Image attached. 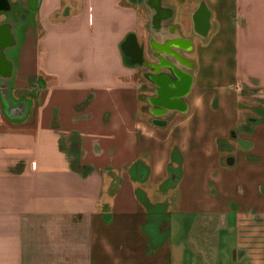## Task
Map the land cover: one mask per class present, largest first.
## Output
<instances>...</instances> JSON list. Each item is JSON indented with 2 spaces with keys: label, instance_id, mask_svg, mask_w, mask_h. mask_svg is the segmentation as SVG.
Wrapping results in <instances>:
<instances>
[{
  "label": "crops",
  "instance_id": "obj_1",
  "mask_svg": "<svg viewBox=\"0 0 264 264\" xmlns=\"http://www.w3.org/2000/svg\"><path fill=\"white\" fill-rule=\"evenodd\" d=\"M247 91L264 0H0V264H264Z\"/></svg>",
  "mask_w": 264,
  "mask_h": 264
},
{
  "label": "rangeland",
  "instance_id": "obj_2",
  "mask_svg": "<svg viewBox=\"0 0 264 264\" xmlns=\"http://www.w3.org/2000/svg\"><path fill=\"white\" fill-rule=\"evenodd\" d=\"M242 103L240 104V115L243 117H254L264 114V92L247 91L240 94ZM246 120V119H245ZM247 122V120H246ZM248 122H250L248 120ZM247 124H250L248 123Z\"/></svg>",
  "mask_w": 264,
  "mask_h": 264
}]
</instances>
